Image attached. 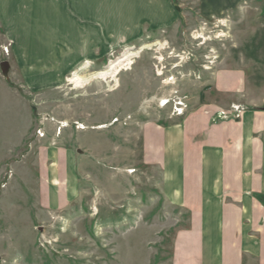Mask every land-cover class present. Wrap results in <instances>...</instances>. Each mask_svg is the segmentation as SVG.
<instances>
[{"label":"rangeland","instance_id":"rangeland-1","mask_svg":"<svg viewBox=\"0 0 264 264\" xmlns=\"http://www.w3.org/2000/svg\"><path fill=\"white\" fill-rule=\"evenodd\" d=\"M203 3L0 0V264H173L143 127L264 106V0ZM128 50L113 79L68 80Z\"/></svg>","mask_w":264,"mask_h":264},{"label":"crops","instance_id":"crops-1","mask_svg":"<svg viewBox=\"0 0 264 264\" xmlns=\"http://www.w3.org/2000/svg\"><path fill=\"white\" fill-rule=\"evenodd\" d=\"M203 1L202 8L234 2ZM141 147L143 162L159 168L158 198L175 217L173 264H264L263 106L199 105L178 120L146 124ZM63 180L67 203L78 177Z\"/></svg>","mask_w":264,"mask_h":264},{"label":"bare ground","instance_id":"bare-ground-1","mask_svg":"<svg viewBox=\"0 0 264 264\" xmlns=\"http://www.w3.org/2000/svg\"><path fill=\"white\" fill-rule=\"evenodd\" d=\"M138 52H140V50L136 52H132L129 50L125 51L120 57L116 58L114 61H110L107 67L104 68L103 70L93 72L86 78L74 75L72 78L68 80L74 83L75 86L80 87L89 79L90 80L92 79L104 80L106 78L113 79V77L117 74L118 71L125 69L127 70L129 68L130 64H132V58L135 57Z\"/></svg>","mask_w":264,"mask_h":264},{"label":"water","instance_id":"water-1","mask_svg":"<svg viewBox=\"0 0 264 264\" xmlns=\"http://www.w3.org/2000/svg\"><path fill=\"white\" fill-rule=\"evenodd\" d=\"M174 8L177 10L178 14L181 16L179 8L177 7L176 4H174ZM8 68H9V63L7 61H1L0 62V70L3 74V76H7V72H8ZM264 108V106H263Z\"/></svg>","mask_w":264,"mask_h":264}]
</instances>
